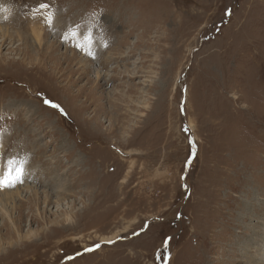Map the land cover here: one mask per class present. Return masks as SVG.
Masks as SVG:
<instances>
[{
	"label": "rangeland",
	"instance_id": "374dc122",
	"mask_svg": "<svg viewBox=\"0 0 264 264\" xmlns=\"http://www.w3.org/2000/svg\"><path fill=\"white\" fill-rule=\"evenodd\" d=\"M0 16V158L24 169L0 189V264H228L252 239L264 262V0H0ZM39 28L57 32L36 45Z\"/></svg>",
	"mask_w": 264,
	"mask_h": 264
},
{
	"label": "bare ground",
	"instance_id": "6f19581e",
	"mask_svg": "<svg viewBox=\"0 0 264 264\" xmlns=\"http://www.w3.org/2000/svg\"><path fill=\"white\" fill-rule=\"evenodd\" d=\"M4 17V16H3ZM2 16H0V20H2V18H3ZM4 19V18H3ZM13 21H15V22H17L18 23V20L17 19H15V20H13ZM12 21V22H13ZM31 23H33V22H31ZM0 30H3V31H5L6 29H0ZM42 31H46V32H51V33H54V32H57V30H54V29H42V28H39V29H33V38H34V40H35V44L36 45H40L41 43H42ZM67 33H69V31H67ZM67 36V35H66ZM101 37V36H100ZM79 38V37H78ZM88 38L89 37H86V38H82L81 37V39H79V42H80V46H86L87 45V41H88ZM112 38V37H111ZM110 38V39H111ZM94 39H98V36L97 35H94V36H92L91 37V40H92V46H91V51H92V49H94V50H96V44H98V43H94V42H96V40L94 41ZM119 39V38H118ZM124 40H126V39H124ZM124 40H122V41H124ZM116 42V41H115ZM120 42V41H119ZM73 44V43H72ZM125 45V44H124ZM34 47V46H33ZM108 47H110V45L108 44V45H102L101 44V49H100V51L102 52V53H104V52H106V49L108 48ZM82 48V47H81ZM80 48V49H81ZM85 48V47H84ZM84 48H82V50L84 49ZM78 50H79V48H78ZM88 51H89V48H88ZM113 51V50H112ZM111 51V52H112ZM121 53V52H120ZM51 54V53H50ZM117 54V53H116ZM112 56V54H110V56H108V57H106V59L104 58L103 60H102V64L104 65V66H108L109 64H110V61H111V57ZM121 57V56H120ZM73 58L74 57H66V59H68L69 60V63H72L73 62ZM116 58V57H115ZM126 60L128 59V55L126 56V57H124ZM118 60V59H117ZM113 61H115V59L113 60ZM3 62V61H2ZM78 64L79 63H81L80 61H78V59H77V61H76ZM5 63V62H4ZM72 66V65H71ZM78 74V73H77ZM80 76H83V74H80ZM79 80V79H78ZM90 97V96H89ZM91 99V98H90ZM92 101H93V98H92ZM55 104H58L57 102L55 103ZM59 105V104H58ZM61 107H64L65 108V106H63V105H60ZM66 109V108H65ZM66 111L68 112V110L66 109ZM125 113V112H124ZM68 117H71L70 116V114L68 113ZM69 119V118H68ZM126 119V118H125ZM78 121H79V119H78ZM74 122V121H73ZM104 123H105V121H103ZM75 123V122H74ZM107 123V122H106ZM75 124H77V125H79V122H77V120H76V123ZM191 124V123H190ZM109 126V125H108ZM192 128V127H191ZM250 227V225H248V224H244L243 225V231H245L244 233L246 234V232H248V231H250V230H248L249 228L248 227ZM241 229V230H242ZM249 233V232H248ZM113 238H111V239H109V238H106V239H103V240H112ZM257 239H252V240H245V241H243V242H241L239 245V247H240V249L239 250H235V251H233L231 254H229V263L228 264H264V262L263 263H260V262H258L257 260L259 259V256H258V254H256V250H258L259 248L257 247ZM262 243H264V241H262ZM255 250V251H254ZM259 252H260V250H258ZM256 258H258V259H256Z\"/></svg>",
	"mask_w": 264,
	"mask_h": 264
},
{
	"label": "snow or ice",
	"instance_id": "6c2138e0",
	"mask_svg": "<svg viewBox=\"0 0 264 264\" xmlns=\"http://www.w3.org/2000/svg\"><path fill=\"white\" fill-rule=\"evenodd\" d=\"M49 6L47 4H41L40 8H48ZM4 19H7L6 16L3 17ZM49 23H51V16L49 17ZM71 35L75 36L77 35L76 33H71ZM91 46H92V40L91 37L88 38L87 41V47L89 48V51L87 52L88 55H93V53L91 52ZM83 47V46H80ZM46 105L58 110L61 112V114H66L64 113V110L62 109V107L58 104L53 103L52 101H48L45 100L44 101ZM13 169H15V177H12V173H13ZM24 174V169L22 165H17L16 162L14 160H8L7 161V171H5V165L4 162L2 160V158H0V189H3L5 187H14L16 183H22V177ZM108 243H113V241H108ZM96 248H99L100 245L97 244L95 246ZM167 243H165V251H167ZM95 249L93 248H88L85 249V252H91L94 251ZM69 259H73L72 257H69Z\"/></svg>",
	"mask_w": 264,
	"mask_h": 264
}]
</instances>
